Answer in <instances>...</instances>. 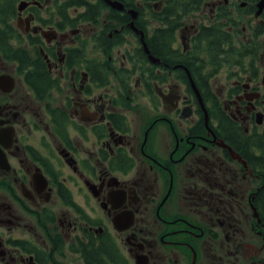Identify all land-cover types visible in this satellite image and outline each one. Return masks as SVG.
<instances>
[{
  "label": "flooded vegetation",
  "instance_id": "1",
  "mask_svg": "<svg viewBox=\"0 0 264 264\" xmlns=\"http://www.w3.org/2000/svg\"><path fill=\"white\" fill-rule=\"evenodd\" d=\"M111 1L0 0V264H264L260 0Z\"/></svg>",
  "mask_w": 264,
  "mask_h": 264
},
{
  "label": "water",
  "instance_id": "2",
  "mask_svg": "<svg viewBox=\"0 0 264 264\" xmlns=\"http://www.w3.org/2000/svg\"><path fill=\"white\" fill-rule=\"evenodd\" d=\"M113 5H115L116 6V4H115V2H113V1H111V0H109ZM258 11H257V15L259 14V13H261L262 11H263V9H264V0H260V2L258 3ZM263 84H264V75H263ZM257 96H259V94L257 93Z\"/></svg>",
  "mask_w": 264,
  "mask_h": 264
}]
</instances>
